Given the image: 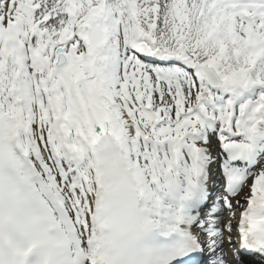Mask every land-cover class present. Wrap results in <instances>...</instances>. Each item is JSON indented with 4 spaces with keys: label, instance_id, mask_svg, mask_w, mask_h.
<instances>
[{
    "label": "snow or ice",
    "instance_id": "snow-or-ice-1",
    "mask_svg": "<svg viewBox=\"0 0 264 264\" xmlns=\"http://www.w3.org/2000/svg\"><path fill=\"white\" fill-rule=\"evenodd\" d=\"M0 264H264V0H0Z\"/></svg>",
    "mask_w": 264,
    "mask_h": 264
}]
</instances>
